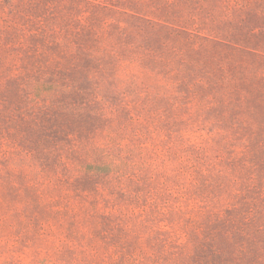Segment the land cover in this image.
I'll return each mask as SVG.
<instances>
[{
	"label": "rangeland",
	"instance_id": "obj_1",
	"mask_svg": "<svg viewBox=\"0 0 264 264\" xmlns=\"http://www.w3.org/2000/svg\"><path fill=\"white\" fill-rule=\"evenodd\" d=\"M92 49L122 61L113 128L131 181L84 184L79 143L35 139L15 98L39 53L70 72ZM258 128L264 0H0V264H203L215 214L213 254L264 264V150L242 145Z\"/></svg>",
	"mask_w": 264,
	"mask_h": 264
},
{
	"label": "trees",
	"instance_id": "obj_2",
	"mask_svg": "<svg viewBox=\"0 0 264 264\" xmlns=\"http://www.w3.org/2000/svg\"><path fill=\"white\" fill-rule=\"evenodd\" d=\"M77 56L79 62L74 69L68 72L61 68L63 72L58 66L48 65L41 58L45 57L44 54L39 53V57L32 64V69L38 68L39 72L25 74L14 80L18 105H30L25 112L32 119L30 134L35 139L44 136L49 144L57 140L73 142L75 146L79 143L78 149L84 152L85 157L79 162L76 171L78 179L84 184H91L101 177L131 181L135 178L133 168L118 155L122 151L118 129L122 127L117 130L113 128L115 124H125L119 116L125 111L126 104L114 105L118 99L124 100L125 93L113 92L111 89L113 80H117L114 77V67L117 65L118 69L122 61L116 53L105 50H83ZM133 120L130 117V121ZM255 131L256 135L242 145L250 141L254 144L260 143L264 150V128ZM95 137L98 139L93 140ZM99 139L111 145L110 155L97 147ZM86 144L89 145L88 150ZM262 158L264 153L259 159ZM87 190L89 189H84ZM215 215L214 222L209 218L200 224L206 228L201 238L196 236L198 243L195 250L197 257L204 258L203 264H229L226 263L228 255L213 254L219 243L210 236V230L216 223L224 225L226 222L218 214ZM229 223L233 227L237 221ZM235 236L236 239L243 240L248 248L252 245L258 246L254 241L250 243L242 230ZM258 255L256 248L251 256L245 257L249 261Z\"/></svg>",
	"mask_w": 264,
	"mask_h": 264
}]
</instances>
